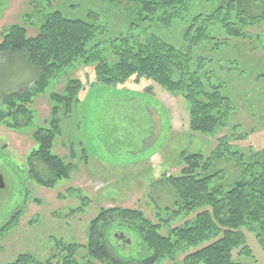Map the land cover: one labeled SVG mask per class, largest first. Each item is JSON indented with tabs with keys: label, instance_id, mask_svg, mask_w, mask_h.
Segmentation results:
<instances>
[{
	"label": "trees",
	"instance_id": "16d2710c",
	"mask_svg": "<svg viewBox=\"0 0 264 264\" xmlns=\"http://www.w3.org/2000/svg\"><path fill=\"white\" fill-rule=\"evenodd\" d=\"M29 1L39 20L35 34H29L24 25L5 26L0 55L23 58L35 67L37 75L32 87L4 96L7 111H0V122L7 117L11 120L7 125L14 128L22 119L32 124L35 99L45 93L53 78L66 76L64 92L49 94L53 107L48 126L38 127L33 136L37 148L32 157L40 163L32 173L41 185L52 187L69 178L74 169L53 148L60 132V110L70 114L85 86L80 78L68 74L84 67L94 71L90 86L122 87L144 79L171 94H182L193 132L214 134L230 126L233 132L218 136L208 154L182 153L179 174L160 178L171 195L163 211L167 213L172 205L175 209L168 218L158 210L159 222L154 223L136 209L104 208L91 222L87 243L58 241L55 252L44 261L24 253L7 264H81L76 258L79 248L103 264H159L163 259L175 261L180 254H185L186 264H250L235 260L234 252L253 254L246 244V230L254 232L264 248V149L236 146L257 130L253 126L249 132L237 131L242 127L237 119L244 109L261 117L260 121L264 119V57L255 54L257 47L264 52V32L257 36V45L244 42L252 38L248 27L264 23V0H223L212 13L194 15L181 46L155 30L183 19L194 0H105L125 21L123 29L117 24L110 28L108 23L69 18L54 8L61 0ZM234 38L237 42L232 43ZM229 44L238 50L246 47L251 56L215 63L201 53L203 46L220 49ZM223 70L233 73V79L217 77ZM230 161L240 169L234 178L221 167ZM178 216L184 217L183 224L170 225ZM117 231L138 237L147 255L138 260L115 255Z\"/></svg>",
	"mask_w": 264,
	"mask_h": 264
},
{
	"label": "rangeland",
	"instance_id": "374dc122",
	"mask_svg": "<svg viewBox=\"0 0 264 264\" xmlns=\"http://www.w3.org/2000/svg\"><path fill=\"white\" fill-rule=\"evenodd\" d=\"M222 2L194 0L184 11L183 19H176L173 26L155 31L181 46L191 18L197 14L212 13ZM54 8L69 18L94 24L108 23L110 28L112 24L119 25L120 29L125 26L119 12L111 9L105 0H61ZM36 18L29 0H0V40L3 28L11 24L27 26L28 33L35 34L36 21L39 22ZM247 30L252 38L244 42L257 45L264 32V23ZM231 42L237 41L234 38ZM201 53L213 58L215 63L250 55L246 47L238 50L231 44L220 49L203 46ZM255 54L264 57L260 47ZM36 75L35 67L23 58L0 55V111H7L3 104L4 96L32 87ZM68 76L80 78L86 86L79 91V102L70 114L63 109L59 112L60 132L55 137L53 152L73 164L69 178L59 180L52 187L41 185L33 177V170L30 171L32 165L28 162L37 148L33 138L35 129L48 126L51 117L53 103L49 94L64 92L68 80L65 75L53 78L45 93L35 99L32 124L20 119L21 122L14 128L7 125V121L11 120L1 118L0 184L3 191L0 192V227L6 221L8 225L0 229V264L13 262L24 253L44 261L55 252L58 241L78 245L87 243L91 222L104 208L136 209L154 223L159 222L158 210L164 218H168L175 209L172 205L167 213L163 211L164 203L171 201V195L160 178L164 174H179L182 153L208 154L215 148L218 136L233 132L231 126L217 129L214 134L193 132L189 128L188 103L182 94H171L155 82L143 79L138 84L129 81L122 87L99 83L90 86V80L95 77L91 67L69 72ZM217 77L230 80L233 73L223 70ZM229 82L233 86L236 84ZM245 110L237 119L242 123L237 131L249 132L253 126L257 130L247 141H238L236 146L243 150L249 146L262 150L264 119L260 121L261 117ZM33 162L34 167L40 163L38 159ZM233 165L230 161L221 166L228 169L227 176L231 178L236 177L240 170ZM183 222L184 217L178 216L170 225H181ZM245 235L246 244L253 254L239 255L236 250L235 260L264 264V248L255 233L246 230ZM116 238L118 246L115 255L130 260L147 255L138 237L117 231ZM184 256L178 255L175 261L163 259L159 264H186ZM76 258L81 264H103L91 258L84 248H79Z\"/></svg>",
	"mask_w": 264,
	"mask_h": 264
},
{
	"label": "flooded vegetation",
	"instance_id": "af4514ba",
	"mask_svg": "<svg viewBox=\"0 0 264 264\" xmlns=\"http://www.w3.org/2000/svg\"><path fill=\"white\" fill-rule=\"evenodd\" d=\"M36 160H37V157H36V156H34V157H29V158H28V162L31 163V165H32V166H31L32 168H30V171L33 170V168H34V166H33V163H34V162H33V161H36ZM35 165H37V164H35ZM0 174H1V173H0ZM13 174H14V173H13ZM0 178H1V177H0ZM0 180H1V179H0ZM1 188H2V183L0 184V192L2 193L3 190H2ZM1 193H0V199H1ZM17 209H19V207H17ZM7 214H8V213H7ZM7 214H6V215H7ZM0 215H1V214H0ZM12 219H13V218H12ZM7 223H8V221L4 222V223L1 225L0 229H1L4 225H7Z\"/></svg>",
	"mask_w": 264,
	"mask_h": 264
}]
</instances>
